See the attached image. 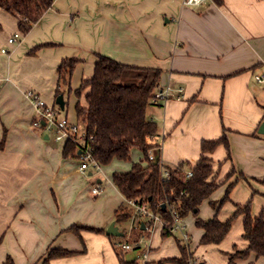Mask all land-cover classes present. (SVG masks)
I'll list each match as a JSON object with an SVG mask.
<instances>
[{"label": "crops", "instance_id": "obj_1", "mask_svg": "<svg viewBox=\"0 0 264 264\" xmlns=\"http://www.w3.org/2000/svg\"><path fill=\"white\" fill-rule=\"evenodd\" d=\"M17 32L18 19L0 7V264L8 257L14 264H120L114 243L121 242L106 233L125 202L112 175L91 180L92 171L83 173L78 159L63 156L64 144L34 126L37 111L26 92L33 90L48 104H56L58 66L64 58L79 60L71 80L73 90L93 75L97 53L126 64L160 68V86L184 87L181 99L148 109L149 117L159 124L154 139L160 146L158 155L168 166L187 162L194 167L202 141L226 135L231 159L226 160L223 144L209 153L217 183L235 168L210 197L223 199L232 184L218 217L226 220L236 204L248 202L252 215L260 214L264 83L257 82L255 74L264 73V0L221 4L207 0L199 6L186 5L184 0H54L28 33L19 32V40L9 43ZM76 101L75 97L73 116L66 114L73 122ZM134 153L139 161L142 153L137 149ZM95 185L103 188L101 194L92 192ZM215 213L210 199L201 204L203 219ZM137 217L132 218L131 230ZM243 221L244 214H238L221 243L202 245L203 230L195 226V217L184 218L195 258L202 264H227L234 245L247 246ZM73 225L102 231L82 229L80 237L69 230ZM162 226L157 222L141 236L139 248L148 241L142 248L146 258L129 255L131 246L125 259L161 264L179 257L176 238L163 239ZM53 248L75 253L47 260ZM239 264H264V256L252 253Z\"/></svg>", "mask_w": 264, "mask_h": 264}, {"label": "trees", "instance_id": "obj_2", "mask_svg": "<svg viewBox=\"0 0 264 264\" xmlns=\"http://www.w3.org/2000/svg\"><path fill=\"white\" fill-rule=\"evenodd\" d=\"M214 1L217 4L223 2V0ZM53 2L54 0H0V7L18 19L19 32L26 34L51 8ZM78 63L79 60L76 58L62 59L58 66L56 95L62 94L63 86L75 94L76 121L82 124L87 132L86 146L91 149L93 157L102 166H106L115 160L130 161L134 149L142 153V158L133 162L129 170L112 173L114 185L126 199L115 211V222L125 223L137 216L127 200H140L164 221L161 237L165 239L174 236L180 249L179 257L164 260L161 264L164 262L189 264L194 254L189 248L182 246L177 235L171 231L174 221L171 208L175 209L183 219L191 214L195 217V226L203 230L200 238L202 245L221 243L231 230L235 217L244 214L243 238L247 240V246L238 248L234 245L227 264H239L240 260L249 258L252 253L257 257L264 256V208L259 215L253 216L250 202L244 205L236 204L234 214L226 220H221L218 211L229 199L232 184L227 187L223 199L210 198L235 173L233 167L227 178L217 183L213 159L209 156V153L223 144L227 149L226 160L231 159L227 136L203 140L202 154L194 167H190L187 162H181L176 167L167 165L171 169V175L169 178H163L159 163L149 159V151L159 147L154 141L159 136V124L148 115L149 107L154 105L152 98L160 87L162 70L122 63L108 55L97 53L93 75L84 78L80 86L73 90L71 80ZM82 98L85 99V104L81 102ZM57 106L61 110L60 106ZM78 153L79 147L74 141L69 140L64 143L65 158L78 159ZM189 169L193 170V175L187 178L186 172ZM209 199L216 213L212 218L205 220L199 215L200 206ZM143 222L142 218L137 222L130 234V238L134 239L132 241L128 239L126 243L138 242L142 235L149 234L146 228H142ZM82 229L102 231L99 228L79 225L69 228L80 237ZM124 233L123 236L126 235V232ZM109 236L122 242L120 239L123 236ZM121 244L118 246L114 243L120 264H141L138 259L126 260L124 256L126 249ZM74 253L67 249L53 248L49 251L47 260ZM5 264H14V261L8 257Z\"/></svg>", "mask_w": 264, "mask_h": 264}, {"label": "built area", "instance_id": "obj_3", "mask_svg": "<svg viewBox=\"0 0 264 264\" xmlns=\"http://www.w3.org/2000/svg\"><path fill=\"white\" fill-rule=\"evenodd\" d=\"M207 0H184V3L189 6L204 5ZM20 33L17 32L11 36L9 43H16L20 38ZM6 49H2V52H6ZM255 80L259 83H264V73L255 74ZM184 91V87L173 88L170 85L160 86L152 98L154 105H163L166 101L172 98L181 99ZM26 96L34 104L38 118L34 121V126L42 127L49 136L57 142L65 143L69 140L74 141L79 150V169L86 173L88 170L93 169L97 172L102 170V165L93 157L91 149L86 146L87 132L82 124L77 121H71L68 117H63L61 111L56 104H48L43 100L35 91L29 90L26 92ZM159 147H155L149 151V159L154 162H158L162 170L163 178H169L171 175V169L166 165L157 151ZM193 175V170L189 169L186 172L187 178ZM92 192L99 195L103 192V188L100 185H95L92 188ZM126 200V199H125ZM128 204L133 208L135 215L141 217L144 221V226L148 231H151L157 222L163 223L164 221L160 215L152 212L148 205L142 203L137 199H128ZM173 216V225L171 231L177 235L182 246H185L191 250V235L189 234L186 225L183 222V218L179 216L175 209L171 208ZM142 239L136 242L135 246H139ZM121 246L125 249H130L131 244L123 243ZM144 258L147 256L145 251ZM200 261L193 256L189 260V264H199Z\"/></svg>", "mask_w": 264, "mask_h": 264}, {"label": "rangeland", "instance_id": "obj_4", "mask_svg": "<svg viewBox=\"0 0 264 264\" xmlns=\"http://www.w3.org/2000/svg\"><path fill=\"white\" fill-rule=\"evenodd\" d=\"M62 90H63V92H62V94H63V96H64V99H65V101L67 102L68 100H69V104L64 108V109H61L60 111H61V115L63 116V117H66V114L68 113V115H69V117H72L73 116V104H74V93L73 92H69V90H68V88H66L65 86H63V88H62ZM81 102L83 103V104H85V99L84 98H82L81 99ZM51 140L53 141V137L51 136ZM57 144H59V145H63V143H61V142H57ZM137 154L136 153H134L133 154V152H132V156H131V160L130 161H120V160H115V161H113L111 164H109V165H106V166H102V170L101 171H99V172H97L96 170H93V169H91L90 168V170L89 171H92L94 174L91 176V177H89V178H91V180H96V178L98 177V176H100V177H103V178H105V177H109L110 178V175H112V173H113V171L114 170H116V169H128V167H131V165H132V163L133 162H137V160H136V158H135V156H136ZM133 161V162H132ZM191 167V166H190ZM87 174H88V172H87ZM107 185H109V182H108V180L106 181L105 179H104V186L105 187H107ZM253 193H255V192H253ZM236 218V217H235ZM137 219L140 221L141 220V218L140 217H137ZM137 220V221H138ZM133 220L131 219V220H128V221H126L125 223H123V224H119L118 226H120V228L121 229H123V230H125V228H126V230H125V232H126V235L125 236H123L120 240L122 241L121 243L123 244V243H125V242H127L128 241V239L130 240L131 238H130V234H131V232H132V230H131V226H130V224H131V222H132ZM134 238H132L130 241H132ZM120 243V244H121ZM148 243V241L147 240H144L143 241V243H142V247L141 248H137L135 245H136V242L134 243V242H132L131 243V246L133 247L131 250H127V253L129 254V255H133V256H135V255H138V254H141L142 255V253H143V250H142V248H144L145 247V245ZM143 256V255H142ZM207 264H209L208 262H207Z\"/></svg>", "mask_w": 264, "mask_h": 264}, {"label": "water", "instance_id": "obj_5", "mask_svg": "<svg viewBox=\"0 0 264 264\" xmlns=\"http://www.w3.org/2000/svg\"><path fill=\"white\" fill-rule=\"evenodd\" d=\"M56 104L60 106L61 109L65 108V99L63 94H60L59 96H57L56 98ZM259 133L264 134V121L261 123L260 127H259ZM81 152V150H79V153ZM163 208H165V204H163ZM142 228H145L144 226V222L142 223ZM106 233L108 235H114V236H123L124 232L120 231L118 226L116 225V222L113 221L109 227L106 230Z\"/></svg>", "mask_w": 264, "mask_h": 264}]
</instances>
